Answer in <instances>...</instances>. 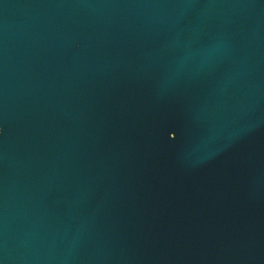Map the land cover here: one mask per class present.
<instances>
[{"label": "water", "instance_id": "95a60500", "mask_svg": "<svg viewBox=\"0 0 264 264\" xmlns=\"http://www.w3.org/2000/svg\"><path fill=\"white\" fill-rule=\"evenodd\" d=\"M0 264H264V0H0Z\"/></svg>", "mask_w": 264, "mask_h": 264}]
</instances>
